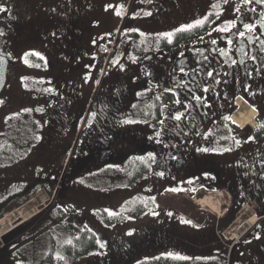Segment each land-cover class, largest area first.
Returning a JSON list of instances; mask_svg holds the SVG:
<instances>
[{
  "label": "flooded vegetation",
  "instance_id": "1",
  "mask_svg": "<svg viewBox=\"0 0 264 264\" xmlns=\"http://www.w3.org/2000/svg\"><path fill=\"white\" fill-rule=\"evenodd\" d=\"M203 2L189 22L178 20L184 0H112L93 19H83L84 7L51 16L48 32L35 27L36 39H47L42 51L36 39L31 58L20 48L35 70L36 106L11 115L16 154L5 144V157L19 180L30 174L24 188L61 194L67 255L125 264L163 250V264H264V0ZM3 9L0 44L10 27L23 38ZM1 51L9 59L3 100L12 58ZM240 98L256 110L254 125L232 120ZM221 190L228 215L202 224L155 203L167 191L205 193L196 203L209 211L203 201L212 195L222 207ZM151 192L163 226L113 237L116 226L135 223L138 205L150 214ZM246 208L259 216L253 226L226 234Z\"/></svg>",
  "mask_w": 264,
  "mask_h": 264
},
{
  "label": "rangeland",
  "instance_id": "2",
  "mask_svg": "<svg viewBox=\"0 0 264 264\" xmlns=\"http://www.w3.org/2000/svg\"><path fill=\"white\" fill-rule=\"evenodd\" d=\"M110 1L112 0H0V15L4 10V5H8L9 12L6 14V18L11 19V21L24 29L23 38L18 39L17 29L10 27V29L2 35L0 44L4 51L9 52L12 58V65L9 69L10 83L4 99H0V218H5L4 215L7 214V212L26 204L36 193L43 191V189L36 192L35 190L29 191V189L19 184L20 180L21 182H25V180H27L25 178L30 174H27V171H25L19 180L17 168L14 166L10 167V161L5 157V144L8 152L11 151L13 158L16 154L15 145L11 144V140H13L12 136L14 135L10 133V128L15 129L16 127V118L13 116L12 120L11 115H16L17 112L23 111V107L26 105L29 106L32 101L31 96L34 93L31 91L33 82L32 76L35 70L28 58H26L25 53H29L27 57L31 58V50L35 41H38L40 51L43 50V42L47 41L43 34L39 35V38L36 39L32 31L35 30V27L38 28L39 26L41 32H48L51 16L64 17L67 14H80L84 7H86L87 14L83 19H93V17L100 15L101 8H99V6H104ZM184 1L186 4L184 6L185 8L178 16V20H183L184 22L196 19L202 12L203 7H205L203 0ZM2 15H5V13ZM21 47L24 49H20ZM21 50L27 52L23 55ZM30 106L35 107L36 103H32ZM42 116H44V113ZM42 116L40 115V117ZM256 122H258L257 119ZM5 140H7V142H5ZM14 141H16V139H14ZM119 186H122V182H120ZM163 186L164 183L162 186L161 183H157V187H155L154 190L159 191V189H163ZM221 191L223 192V190ZM44 192L45 191L41 193L43 194ZM54 193L55 190L52 192V195L50 193H45L51 204L48 205V202V207L38 213L33 219L29 220L27 222V224L29 223L28 225L23 224L17 229L18 231H13L15 232L14 234L7 233L0 239V264H104L109 261L104 254H100L96 257H82L75 255L76 253L67 255L64 252V250L67 249V240L71 239L72 235L68 236V234H66L64 236V233H66L64 229L66 222L63 199L61 194L56 197ZM156 194L157 192H151L149 195L151 197L150 214L144 211V207L139 210L138 205L135 209V214L139 219L136 218L134 224L129 223L128 225L121 224L120 226H116L113 237L117 239L128 237V234L132 232V230L129 231V229H132L133 225L134 228L154 225L163 226L164 213L156 214L157 208L152 203V199ZM136 201L137 203L141 201L140 196L136 195ZM222 205L225 209L230 205V201L224 192ZM245 205H250L252 207L251 204L245 203L241 209ZM19 209H23V207L15 211ZM250 209L251 208L243 210L239 216V212L235 215V218L238 217L239 220L233 228V231L236 230L241 223L246 221L247 224H250L256 219V217L253 216L254 214L251 213L253 209ZM22 211L23 210L20 212ZM74 212V217L79 216L78 212ZM206 213H208L207 217H214L216 219L221 218L217 214L210 213L209 211ZM247 214H249V216ZM250 214L252 215L250 216ZM227 215L228 211L224 213L223 217ZM53 225H55V227L50 229ZM75 225L78 231L86 230L87 228L98 231L96 227L87 225L85 222L82 224H76L75 222ZM98 227L103 228L101 224ZM104 232L105 231H103V233ZM10 239L12 240L9 241ZM53 250H55V253ZM125 264H163V250L161 252L154 251L139 255L135 260L133 259Z\"/></svg>",
  "mask_w": 264,
  "mask_h": 264
},
{
  "label": "bare ground",
  "instance_id": "3",
  "mask_svg": "<svg viewBox=\"0 0 264 264\" xmlns=\"http://www.w3.org/2000/svg\"><path fill=\"white\" fill-rule=\"evenodd\" d=\"M237 104H238L237 109L233 113V117H232V120L234 121V123L238 124L240 127H246L249 125H254L256 123V117H257L256 110L253 111L252 109H254V108L252 106H250L242 98H240L238 100ZM43 191H45V190H43ZM43 191H39L26 204L20 206V207H23V209H19V210L15 211L16 209L20 208V207H18L14 210L7 212V214L4 215L5 218L4 217L0 218V236H1L0 239L2 237H4V235L9 233L19 221H21V220L29 221L33 217H35L42 209H44V207H47V203L49 202V200L47 198L48 196L45 195L46 192H44L43 194L41 193ZM214 199L215 198H212V195H209L207 197V199L203 201L202 204L210 212L217 214L219 217H223L224 213L226 212L227 209L223 208V206L218 208L219 205L217 203H213ZM216 201H217V199H216ZM21 210H23V211L20 212ZM244 210H248V209H244ZM242 212L243 211H241L240 214ZM251 213L254 214L253 216H255L254 210H252ZM247 215L249 216V214H247ZM238 220H239V218L237 217V220L235 221L234 225L232 226L231 229H229L226 232V234L233 235L234 237H237L239 234H244L245 232H247L249 230V228H251L255 222V220H253L252 223L247 224V222L245 221V222L241 223L236 228V230L233 231V228L238 223L237 222ZM231 233H233V234H231Z\"/></svg>",
  "mask_w": 264,
  "mask_h": 264
},
{
  "label": "water",
  "instance_id": "4",
  "mask_svg": "<svg viewBox=\"0 0 264 264\" xmlns=\"http://www.w3.org/2000/svg\"><path fill=\"white\" fill-rule=\"evenodd\" d=\"M8 57L0 52V98L3 94L7 82ZM184 192H165L155 197V202L160 209H171L182 217L189 219L197 224H202L206 218L203 209L196 203L195 197Z\"/></svg>",
  "mask_w": 264,
  "mask_h": 264
},
{
  "label": "snow or ice",
  "instance_id": "5",
  "mask_svg": "<svg viewBox=\"0 0 264 264\" xmlns=\"http://www.w3.org/2000/svg\"><path fill=\"white\" fill-rule=\"evenodd\" d=\"M183 30H186V29H182ZM249 31H251V29H249ZM253 111H255V109H252ZM231 122V121H230ZM261 127H264V125H261Z\"/></svg>",
  "mask_w": 264,
  "mask_h": 264
},
{
  "label": "trees",
  "instance_id": "6",
  "mask_svg": "<svg viewBox=\"0 0 264 264\" xmlns=\"http://www.w3.org/2000/svg\"><path fill=\"white\" fill-rule=\"evenodd\" d=\"M231 217L233 218V217H234V215H232ZM14 233H15V232H13L12 234H14ZM16 236H17V235H16ZM16 236H15V237H16ZM15 237H13V238H15ZM11 240H12V239H11ZM77 249H78V248H77ZM74 254H75V253H74ZM75 255H77V254H75Z\"/></svg>",
  "mask_w": 264,
  "mask_h": 264
}]
</instances>
